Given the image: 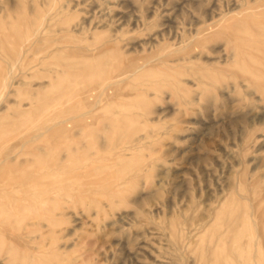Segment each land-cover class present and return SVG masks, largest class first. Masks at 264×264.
<instances>
[{
    "label": "rangeland",
    "instance_id": "374dc122",
    "mask_svg": "<svg viewBox=\"0 0 264 264\" xmlns=\"http://www.w3.org/2000/svg\"><path fill=\"white\" fill-rule=\"evenodd\" d=\"M0 37V264H264V0H0Z\"/></svg>",
    "mask_w": 264,
    "mask_h": 264
},
{
    "label": "bare ground",
    "instance_id": "6f19581e",
    "mask_svg": "<svg viewBox=\"0 0 264 264\" xmlns=\"http://www.w3.org/2000/svg\"><path fill=\"white\" fill-rule=\"evenodd\" d=\"M224 16V15H223ZM13 36L18 40V41H23V39L26 37V34L25 33H23V32H21L20 30H15L14 31V34H13ZM1 38V37H0ZM15 40V39H14ZM184 50V49H183ZM182 50V51H183ZM106 51V50H105ZM18 54V52H17V50L16 49H14V51H12V55H17ZM14 59V58H13ZM23 58H21V60H22ZM18 60V59H17ZM20 60V59H19ZM43 63V62H42ZM87 65V64H86ZM144 68V67H143ZM56 69V68H55ZM54 69V70H55ZM59 69V68H58ZM62 70V69H61ZM60 70V71H61ZM141 70V69H140ZM139 70V67H137L136 66V68L134 67V70H133V72L136 74L138 71H140ZM127 75V74H126ZM124 77H125V74H124ZM122 78V77H121ZM127 83V82H126ZM111 86V85H110ZM109 87V86H108ZM107 89V88H106ZM96 109V108H95ZM95 109H93V110H95ZM64 123V122H63ZM58 125H59V123H58ZM47 130V129H46ZM48 132V131H47ZM39 138V137H38ZM36 140V139H35ZM24 146V145H23ZM232 218V217H231ZM237 220V219H236Z\"/></svg>",
    "mask_w": 264,
    "mask_h": 264
}]
</instances>
